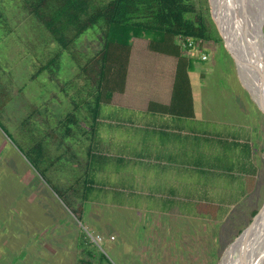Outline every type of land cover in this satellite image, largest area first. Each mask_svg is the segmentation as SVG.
<instances>
[{"label": "rangeland", "instance_id": "obj_1", "mask_svg": "<svg viewBox=\"0 0 264 264\" xmlns=\"http://www.w3.org/2000/svg\"><path fill=\"white\" fill-rule=\"evenodd\" d=\"M27 1L0 0L6 17L0 27V103L9 101L0 106V264H222L264 204V112L253 97L259 110L242 120L240 106H249L242 87L248 89L223 39L198 40V49H189H195L193 57L209 54L195 62L205 78L193 76L207 123L196 139H184L180 153L172 152L174 163L162 172L150 153L135 158L102 148L103 135L132 134L141 113L102 103L95 120L81 109L68 123L79 64L101 48L100 28H89L71 52L39 72L60 49ZM193 1L217 29L218 0ZM233 32L239 41L241 27ZM262 34L264 45V24ZM131 54L133 68L145 63L150 70L165 57L149 50L144 37L134 40ZM243 122L258 126L252 164L247 144L230 132ZM36 144H43L46 162L31 152ZM254 240L251 261L264 264L262 231ZM244 246L248 251L250 242ZM244 246L231 264L241 260Z\"/></svg>", "mask_w": 264, "mask_h": 264}, {"label": "trees", "instance_id": "obj_2", "mask_svg": "<svg viewBox=\"0 0 264 264\" xmlns=\"http://www.w3.org/2000/svg\"><path fill=\"white\" fill-rule=\"evenodd\" d=\"M26 5L60 49L39 72L48 69L65 51L71 52L89 28H100L101 48L79 64L80 85L70 95L75 111L69 114L68 123L77 120L81 109L88 111L84 117L95 120L102 103L112 102L115 93L125 91L132 41L140 37L148 39L150 50L177 58L171 102H151L149 109L177 116L194 114L189 71L198 59L187 54L179 39L217 42L222 37L215 27L211 30L206 14L193 0H28ZM5 20L0 9V27ZM71 128L67 127L66 132H72ZM31 152L37 162H46L43 144H36Z\"/></svg>", "mask_w": 264, "mask_h": 264}, {"label": "crops", "instance_id": "obj_3", "mask_svg": "<svg viewBox=\"0 0 264 264\" xmlns=\"http://www.w3.org/2000/svg\"><path fill=\"white\" fill-rule=\"evenodd\" d=\"M135 39L136 38L132 41V48ZM159 54L165 57H158V59L154 60L155 67L153 70L146 68L145 63L140 64V66L136 65L133 68V55L131 54L126 89L122 93H115L112 102H119V106H126V108L135 110V113H141V117H138L139 120L132 130V134L111 135V133H108L107 135L102 136L101 141L104 143V147L102 146V148H107V150H105L108 152V154L106 153L107 155L129 152L135 158H146L148 153H150V157L156 162L155 164L158 167L157 170L164 172L169 167L166 164L174 163L173 160L168 159L171 157L172 152L176 151L180 153L184 147V139L189 137V135L196 139V137L203 132L204 125L207 122L202 117V111L199 108V105H197L194 89L193 76L198 74V76L205 78L204 73L198 71L196 63L193 70L189 71L193 95L194 114L192 116H177L155 112L149 109L151 102L169 104L173 96L177 58L167 54ZM204 54L208 56L206 60L195 56L196 59H198V62L209 60L208 52H205ZM189 56L193 57L194 55ZM242 89L245 93L241 96L246 98L249 103V106H240L243 110L242 116H244L242 120L246 121V119L251 118L250 113L253 112L254 115L253 110L259 109L253 100V96L251 97L244 87H242ZM112 102H110V104ZM232 110L233 109L231 108L230 111ZM252 119L257 120L256 117H253ZM121 121L129 123V120L122 119ZM212 122L216 121L213 120ZM217 124L221 125L222 123L219 122ZM217 127L219 130H225L222 126L217 125ZM231 128H234L230 129V132L235 134L233 138L240 143L247 144V146H244V149L247 150V158L252 164V157L255 156L256 151L255 143H253V141L256 139L258 126L253 127L250 126L248 122H243L241 124H235ZM259 133L260 132H258V136ZM240 161H242V159ZM178 164L183 165L181 162ZM245 166L247 167V165ZM256 170L257 169L255 168V171ZM242 171L244 172V170ZM174 172L175 171H172V173ZM176 172L179 173L180 171Z\"/></svg>", "mask_w": 264, "mask_h": 264}, {"label": "bare ground", "instance_id": "obj_4", "mask_svg": "<svg viewBox=\"0 0 264 264\" xmlns=\"http://www.w3.org/2000/svg\"><path fill=\"white\" fill-rule=\"evenodd\" d=\"M222 1L223 0H218L217 5H215L213 3V0H212L213 10H214V14L216 16L218 15V11H219L218 6L220 5V3H222ZM236 1L237 2L234 3V5H239L240 7H242V5H245L247 7V10H249L247 12V16H246V22H247V25L249 26L248 32L252 36V39H256L257 41L259 40L261 42V37L263 38L261 26L264 24V0H260V3H262V4H260L257 7H255V6L259 0H236ZM229 3H230V1L227 2L226 4L223 2L222 3L223 7L221 6V9L225 10L223 13V17H222V21L224 23L223 27L228 32L229 43H230L231 48L233 50H235L237 53L245 55V53L246 54L248 53V48L244 44V41L241 39V37H240L239 41L237 40V38L234 36L235 31L233 32V29H236V31H237V27H238V30H240V26H241L240 20H243L244 18L242 16V14L240 13L239 16H241V18H239V16H238L239 22L236 21L237 17L234 18L235 14L233 15V12H232V5L233 4L231 5V3L230 4ZM259 7L262 9L260 12V15L255 16L254 12H258ZM225 13L227 15H225ZM241 34H242V31H241ZM263 56H264V53H263ZM240 71H241V77H242L244 85L251 91V94L254 97V100L256 99L264 107V86L260 85L259 77L256 76V74L252 70L247 71L243 67L240 68ZM258 230L262 231L263 237H264V212L255 221L252 229H250L249 232L246 234V238H245V234H244L242 237L237 239L235 241V243L228 249L222 264H231L233 262L232 259L235 258L234 256L237 253L239 246L240 247L244 246L245 245L244 242H246V240H248V242H250V247L247 251V256H246L247 264H249L248 259L250 261L252 259V257L250 258V255H253V251H254V247H255L254 246L255 245L254 239H255V235L258 232ZM244 238H245V240H244ZM251 244H252V247H251ZM237 257H238V255H237ZM262 262H263L262 259H258V260L255 259V260L251 261V264H263ZM233 264H242V262H240L239 260L236 259L235 263H233Z\"/></svg>", "mask_w": 264, "mask_h": 264}, {"label": "water", "instance_id": "obj_5", "mask_svg": "<svg viewBox=\"0 0 264 264\" xmlns=\"http://www.w3.org/2000/svg\"><path fill=\"white\" fill-rule=\"evenodd\" d=\"M229 1H230L231 5L233 4L232 5V12H233V15L235 14L234 18L235 17L238 18V16L241 13L243 18L245 19V20L244 19L240 20V24H241L240 27H241V31H242L241 39L244 41V44L248 48V53L247 54L245 53V55L239 54V53H237L235 50H233L231 48L230 43H229L228 32L223 27L224 23L222 21V17H223V13H224L225 10L221 9V6H222L223 2L226 4ZM236 2H237L236 0H223L222 3H220V5L218 6V8H219L218 10L219 11H218V15L217 16L214 14V10H213L214 21H215L217 29H218V31H219V33H220V35H221V37H222V39L224 41L225 47L228 50V52L230 53V55L232 56V58L234 59L238 69L240 70V68L243 67L247 71L248 70L249 71L252 70L256 74V76L259 77L260 85L264 86V56H263L264 45H263L262 40L260 42L259 40L257 41L256 39H252V36L248 32V27L249 26L247 25V22H246V16H247V12L249 10H247V7L245 5H242V7H240L239 5H234V3H236ZM260 4H262V3H260V0H259L255 7L259 6ZM261 10L262 9L259 7V11L258 12H254L255 16H259ZM225 15H227V14L225 13ZM239 18H241V16H239ZM262 26H261V31H262ZM248 91L251 93V91L249 89H248ZM255 101L259 105L260 109L264 112V107L256 99H255ZM263 212H264V204L260 208V210L255 214L254 219L251 222V224L241 233V235L238 237V239L240 237H242L244 234H245V238H246V234L249 232L250 229H252L255 221L258 219V217ZM245 238H244V240H245ZM244 243L246 244V242H244ZM246 251H247V246L244 249V253H240V255H241L240 262H242V264H247Z\"/></svg>", "mask_w": 264, "mask_h": 264}, {"label": "built area", "instance_id": "obj_6", "mask_svg": "<svg viewBox=\"0 0 264 264\" xmlns=\"http://www.w3.org/2000/svg\"><path fill=\"white\" fill-rule=\"evenodd\" d=\"M182 46L186 49V52L189 54V55H194V50L195 49H198V47H196L197 45H199V41L197 42L196 40L192 39V38H186L185 40L183 38H180L179 39ZM196 47L194 50L190 51L189 49H192ZM201 58L203 60H206L208 58V56L206 54H203L201 56ZM99 238V237H98Z\"/></svg>", "mask_w": 264, "mask_h": 264}]
</instances>
